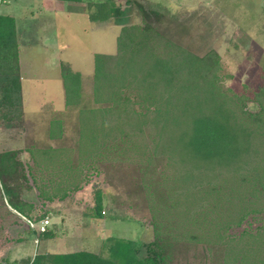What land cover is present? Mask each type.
I'll list each match as a JSON object with an SVG mask.
<instances>
[{
	"label": "rangeland",
	"instance_id": "obj_1",
	"mask_svg": "<svg viewBox=\"0 0 264 264\" xmlns=\"http://www.w3.org/2000/svg\"><path fill=\"white\" fill-rule=\"evenodd\" d=\"M158 1L168 10L157 22L163 36L198 57L214 52L222 91L242 98L244 110L256 113L255 95L264 87V0H151ZM0 13L17 22L24 111L22 128H0V152L19 151L18 159L33 168L38 185L50 195L58 188L52 202L36 199L37 191L32 192L34 217L49 220L44 238H29L26 221L0 198V264L47 252L99 253L105 239L149 242L155 232L171 264H259L264 259V216L225 225L228 214L190 204L199 195L189 192V182L183 183L187 168L171 155L176 133L158 140L153 128L139 132L123 126V133L114 131L94 156L79 153L78 110L65 108L59 64L80 72L83 103L94 106L93 55L115 54L120 27L89 22L80 7L58 1L9 0ZM129 23H141L134 9ZM54 118L63 124L57 139L49 138ZM27 148L62 153L54 164L37 168ZM98 190L104 196L103 213L95 219ZM63 192L67 197L61 201L57 197ZM228 212L235 216L237 209Z\"/></svg>",
	"mask_w": 264,
	"mask_h": 264
},
{
	"label": "trees",
	"instance_id": "obj_2",
	"mask_svg": "<svg viewBox=\"0 0 264 264\" xmlns=\"http://www.w3.org/2000/svg\"><path fill=\"white\" fill-rule=\"evenodd\" d=\"M8 1H1L0 7ZM45 1L72 4L80 7L89 22L108 21L120 27L115 54L93 55L94 106L83 103L80 72L73 71L68 63L59 64L65 108L78 110L77 144L81 155L94 156L100 143L104 144L114 131L123 133V126L139 132L145 127L153 128L158 140L165 133H176L172 136L171 155L187 168L183 183L189 182V192L199 195L197 202L190 203L194 208L207 204L217 214L221 211L228 214L225 225L238 226L248 216H264V87L255 95L258 111L246 112L242 98L222 91L218 56L214 52L198 57L163 36L157 22L168 10L159 1L124 0L122 6L114 0ZM133 9L141 17L140 24L129 23ZM19 55L16 18L0 13V128L3 130H18L24 124ZM62 130V121L52 119L49 138H60ZM26 152L35 167L47 168L56 162L62 150L27 148ZM19 153L0 152V198L20 219L39 223L46 217H34L33 199L52 202L58 188H54L55 194H48L45 186L37 184L33 168L18 159ZM33 190L37 191L35 198ZM66 195L63 192L57 199L62 201ZM103 201L102 191L98 190L93 218H102ZM232 209H237L235 216L228 212ZM47 232L48 228L37 233L28 227L27 234L29 238L36 235L44 238L48 237ZM4 262L171 264V258L155 232L149 242L105 239L99 253L47 252L25 261L5 259ZM259 264H264V259Z\"/></svg>",
	"mask_w": 264,
	"mask_h": 264
},
{
	"label": "built area",
	"instance_id": "obj_3",
	"mask_svg": "<svg viewBox=\"0 0 264 264\" xmlns=\"http://www.w3.org/2000/svg\"><path fill=\"white\" fill-rule=\"evenodd\" d=\"M1 1H3V0H0V2ZM26 223L28 224V226L30 228L36 229L37 233L45 232L47 230V228L49 227V220L47 218L41 220L39 223H33L31 221H28V220H26Z\"/></svg>",
	"mask_w": 264,
	"mask_h": 264
}]
</instances>
